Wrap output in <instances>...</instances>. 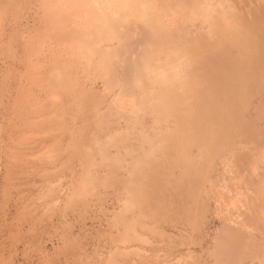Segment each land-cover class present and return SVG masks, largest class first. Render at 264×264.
<instances>
[{"label":"bare ground","instance_id":"6f19581e","mask_svg":"<svg viewBox=\"0 0 264 264\" xmlns=\"http://www.w3.org/2000/svg\"><path fill=\"white\" fill-rule=\"evenodd\" d=\"M0 60L6 127L16 134L23 119L29 132L44 126L34 135L53 134L34 156L53 166H43L47 180L79 156L62 206L83 213L101 187L122 186L126 199L110 218L116 249L102 264H116L113 254L135 239L151 242L141 229L157 233L159 217L179 214L203 234L200 207L190 205L199 182L219 153L232 150L238 162L241 149L249 155L235 166L245 174L238 182L250 184L236 192L207 259L190 250L153 264H264V0H0ZM26 132L5 146L6 167L32 162L18 147ZM64 237L67 249L82 247Z\"/></svg>","mask_w":264,"mask_h":264},{"label":"rangeland","instance_id":"374dc122","mask_svg":"<svg viewBox=\"0 0 264 264\" xmlns=\"http://www.w3.org/2000/svg\"><path fill=\"white\" fill-rule=\"evenodd\" d=\"M4 67L6 66L0 60V69L3 70ZM256 110L257 102L249 106L245 112L254 117L257 115ZM4 113L5 109L0 106V264H102L106 262L111 255L110 252L116 249L109 235L110 233L112 236L117 234V228L111 227V219L119 214L124 199H126L122 186L116 184L115 187H101L97 195L91 196L90 206L83 213L80 211L85 207L80 206V211L64 208L63 200L70 190L72 178L81 170L78 165L79 156L74 159L76 162L74 166L72 165V171L51 172V178L47 180L43 174V166L51 167L52 165L44 163L38 167L39 160L34 156L39 153L41 143L49 144L53 141V134L34 135L41 130L44 132V126H35L34 132H29V121H23V119L18 121L22 123V126L18 127V132L14 134L15 132L13 133L9 127H6L10 125L5 124ZM5 116L7 117V114ZM145 118H147L145 122L150 124L152 118L149 115ZM119 122L122 125L120 120H116L115 125L117 126ZM262 122L264 124V119ZM24 131H27L25 135L29 137V140L18 147L23 148L27 157L32 156L30 157L32 162L25 164L20 161L10 162V166L6 167L5 162L11 161L12 156L7 154L5 146H13L14 143L16 147L17 140L20 138L18 135L24 137ZM68 135V133H63L62 138L67 141ZM244 150L246 149L239 151L241 161L238 160V162L231 157L232 150L219 153L209 176L199 182L201 183L200 190L190 205L195 210L197 205L200 207L199 219L201 220L199 222L201 223L199 226L203 234L195 230L192 232V226H188L189 220L182 218L179 214H172V218L168 219L159 217L156 222L157 233L150 232L148 228L141 229L149 235L151 242L144 243L136 239L131 241L122 256L117 255L116 252L113 254L112 257L116 260V264H153L157 256L160 258L166 256L168 260L171 257V255L168 256L169 253L183 255L189 253L190 250L194 253L195 260L207 259V247L212 246L213 238L222 227L229 212L236 211V208H233L236 192L243 191L245 186L250 184L249 182L243 186L238 182V177L245 174L235 168L241 165L244 158L249 155ZM93 170L99 176L105 174L104 167H96ZM118 172L124 175L123 178L126 176L124 171L119 170ZM157 174L163 176L162 167ZM245 179L250 180L247 175ZM49 182H53V185ZM49 186H51L50 191L46 192ZM43 193L44 197H42ZM51 202L54 203L52 207ZM132 212L126 213V216L133 215ZM143 221L150 224L151 230L153 229L151 219L144 218ZM26 229L27 231H24ZM191 234L199 241L193 243ZM66 235L78 238L82 247H77L76 251L67 249L64 243ZM200 236L202 241H200ZM171 263L177 264L176 259H173Z\"/></svg>","mask_w":264,"mask_h":264}]
</instances>
